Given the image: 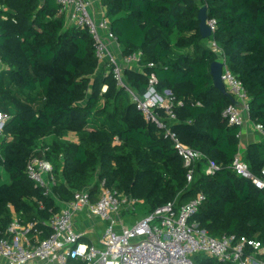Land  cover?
Segmentation results:
<instances>
[{"label": "trees", "instance_id": "1", "mask_svg": "<svg viewBox=\"0 0 264 264\" xmlns=\"http://www.w3.org/2000/svg\"><path fill=\"white\" fill-rule=\"evenodd\" d=\"M100 3L122 54L141 52L140 70L123 69L127 87L144 95L154 74L155 91H170L174 118L157 107L165 128L146 120L111 68L99 64L91 35L67 23L56 0H0V111L9 115L0 134V167L8 175L6 182L0 176V239L13 213L35 222L42 237L51 232L43 221L60 204L25 172L28 160L39 156L51 162L53 193L63 202L86 186L96 193L102 180L137 199L145 214L201 191L205 199L194 219L210 235L245 236L264 245V189L230 167L242 152L249 170L260 175L264 137L241 147L240 126L222 115L231 100L214 85L209 66L217 56L208 44L222 48L227 67L241 80L250 122L264 126V0ZM202 6L216 21L209 38L199 31ZM165 129L205 156L192 164L189 182ZM70 132L75 140L66 137ZM207 159L218 167L212 173ZM194 260L224 264L199 255Z\"/></svg>", "mask_w": 264, "mask_h": 264}, {"label": "built area", "instance_id": "2", "mask_svg": "<svg viewBox=\"0 0 264 264\" xmlns=\"http://www.w3.org/2000/svg\"><path fill=\"white\" fill-rule=\"evenodd\" d=\"M56 2L65 15L66 10L70 9L69 17L65 16L69 24L85 28L91 35L99 64L111 68L117 86L124 87L130 93L144 118L165 128L155 109L161 107L170 118H174L171 110L174 100L170 92L165 90L164 94H160L155 91L157 79L154 74L149 75L148 90L141 96L131 91L124 81V67L137 70L142 68L141 52L118 56L113 45L119 49V44L109 29L108 18L95 19L89 0ZM206 23L212 34L216 28L215 19L207 18ZM210 48L216 54V60L222 63L221 79L227 92L236 101L230 102L223 109L222 115L229 124L241 128L246 121H250L249 97L241 80L227 67L222 48L213 40ZM148 66H153V63H148ZM8 119L9 115L0 111V134ZM252 128L264 137L262 124L252 123ZM165 135L173 140L183 165L188 167L187 181H191L192 164L204 158V154L183 144L168 129H165ZM230 167L237 175L250 179L257 188L264 189V169L260 175L253 174L242 152L235 154ZM217 168L214 161L207 159V173ZM25 172L35 185L43 188L44 194L51 195L60 204V208L43 221L51 229L45 237L41 236L42 231L35 227V222L24 223L13 213L5 236L0 239V264H197L194 260L196 255L224 264H264V245L260 241L226 234L214 237L200 226L194 215L205 199L201 191L186 202L170 200L132 224H124L123 212L134 210L138 200L106 187L104 180L100 181L96 193L92 192L91 186H86L73 191V196L63 202L53 193L56 180L49 160L32 156L26 164ZM82 214L104 223L99 238L101 246L79 240L83 233L78 231L75 217Z\"/></svg>", "mask_w": 264, "mask_h": 264}, {"label": "crops", "instance_id": "3", "mask_svg": "<svg viewBox=\"0 0 264 264\" xmlns=\"http://www.w3.org/2000/svg\"><path fill=\"white\" fill-rule=\"evenodd\" d=\"M90 1V10L95 19H101L103 17H106V8L100 3V0H89ZM66 18L69 17L70 9L66 10ZM69 23V21H66ZM211 40L208 41V44H210ZM114 51L118 56L122 55V52L119 49L116 48V46L113 45ZM2 69H5V66L0 62V71ZM105 89V87L103 88ZM240 145L242 148H244L248 143L257 141L259 139H262V136H260L258 133L254 132L252 128V123L250 121H246V123L241 127L240 129ZM67 138L71 140H75V136L73 132H70L67 136ZM80 217L81 222H78V218L75 217L76 227L78 231L82 232V236L84 235L87 237L92 244H95L96 246H101L99 243V238L101 236L102 228L101 226L98 227L100 222L95 217H85L84 214L77 215Z\"/></svg>", "mask_w": 264, "mask_h": 264}, {"label": "water", "instance_id": "4", "mask_svg": "<svg viewBox=\"0 0 264 264\" xmlns=\"http://www.w3.org/2000/svg\"><path fill=\"white\" fill-rule=\"evenodd\" d=\"M198 21H199V31L202 38H209L211 37V30L210 27L207 25V13H206V6H202L199 8L198 15H197ZM210 73L213 78L214 85L224 94H226L231 102L236 103L235 99L227 92L225 85L221 79V73H222V63L220 61L214 60L210 63L209 66ZM169 93L170 91L167 90ZM172 264V263H168Z\"/></svg>", "mask_w": 264, "mask_h": 264}, {"label": "rangeland", "instance_id": "5", "mask_svg": "<svg viewBox=\"0 0 264 264\" xmlns=\"http://www.w3.org/2000/svg\"><path fill=\"white\" fill-rule=\"evenodd\" d=\"M0 176H1L2 181H4V182L8 181V175L3 171L2 167H0ZM144 214H145L144 210H142L140 208L139 204H136L134 207V210L123 212L122 220H123L124 224H132L133 222H135L138 218H140ZM76 217L79 219L78 222H81L80 217L79 216H76ZM99 226H101V228L103 229L104 223L99 224L98 227Z\"/></svg>", "mask_w": 264, "mask_h": 264}]
</instances>
